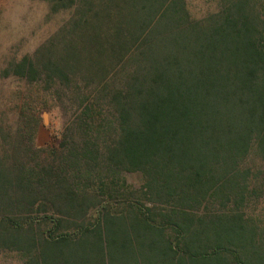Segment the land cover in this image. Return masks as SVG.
<instances>
[{
  "label": "trees",
  "instance_id": "16d2710c",
  "mask_svg": "<svg viewBox=\"0 0 264 264\" xmlns=\"http://www.w3.org/2000/svg\"><path fill=\"white\" fill-rule=\"evenodd\" d=\"M43 1L65 18L0 67L23 85L0 129V252L264 264V0L201 18L186 0ZM47 99L65 124L37 147Z\"/></svg>",
  "mask_w": 264,
  "mask_h": 264
},
{
  "label": "rangeland",
  "instance_id": "374dc122",
  "mask_svg": "<svg viewBox=\"0 0 264 264\" xmlns=\"http://www.w3.org/2000/svg\"><path fill=\"white\" fill-rule=\"evenodd\" d=\"M186 6L193 18H201L217 9V0H186ZM47 11H49L48 4L43 0H0V67L7 62L8 57H20L29 49L32 50L66 16L55 15L47 22L45 21ZM22 89L23 85L20 81L0 77V117L2 118L0 129L4 134H7V129L11 127L7 125V111L13 106L15 93ZM47 101L48 108L37 105L39 122L34 138L37 147L57 146L65 124V116L58 108L52 106L48 99ZM2 144L0 138V145ZM246 164L253 168L261 165L252 155L249 156ZM125 178L135 187L142 182L138 173H126ZM0 264H22V260L16 253L0 252Z\"/></svg>",
  "mask_w": 264,
  "mask_h": 264
}]
</instances>
